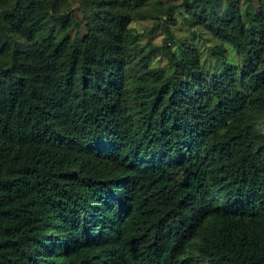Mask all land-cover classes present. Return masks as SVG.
Returning a JSON list of instances; mask_svg holds the SVG:
<instances>
[{
    "label": "trees",
    "instance_id": "16d2710c",
    "mask_svg": "<svg viewBox=\"0 0 264 264\" xmlns=\"http://www.w3.org/2000/svg\"><path fill=\"white\" fill-rule=\"evenodd\" d=\"M255 43L241 81L199 76L186 57L137 116L110 65L103 86L74 92L92 55L77 36L58 90L32 61L30 80L0 65V264H200L193 242L205 264H264Z\"/></svg>",
    "mask_w": 264,
    "mask_h": 264
},
{
    "label": "rangeland",
    "instance_id": "374dc122",
    "mask_svg": "<svg viewBox=\"0 0 264 264\" xmlns=\"http://www.w3.org/2000/svg\"><path fill=\"white\" fill-rule=\"evenodd\" d=\"M11 7L16 8L13 15L2 16L3 22L0 16V65L14 64L30 80L36 75L28 66L32 61L58 90L77 36L92 55L87 74H71L74 92L88 91L97 82L103 86L110 65L121 102L132 116L153 103L178 66L187 71L186 57L199 76L225 82L232 75L241 81L247 62L243 43L254 36V68L264 66V0H0V8ZM95 33L110 41L111 56L102 51ZM253 123L264 135V104ZM187 253L205 264L194 242Z\"/></svg>",
    "mask_w": 264,
    "mask_h": 264
}]
</instances>
